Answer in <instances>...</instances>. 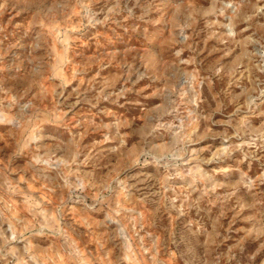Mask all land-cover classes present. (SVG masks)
<instances>
[{
	"label": "rangeland",
	"instance_id": "rangeland-1",
	"mask_svg": "<svg viewBox=\"0 0 264 264\" xmlns=\"http://www.w3.org/2000/svg\"><path fill=\"white\" fill-rule=\"evenodd\" d=\"M0 264H264V0H0Z\"/></svg>",
	"mask_w": 264,
	"mask_h": 264
}]
</instances>
